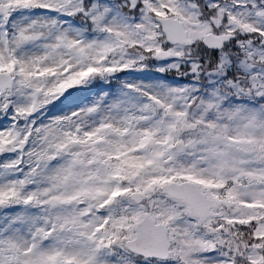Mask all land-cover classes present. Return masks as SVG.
<instances>
[{"label":"snow or ice","instance_id":"1","mask_svg":"<svg viewBox=\"0 0 264 264\" xmlns=\"http://www.w3.org/2000/svg\"><path fill=\"white\" fill-rule=\"evenodd\" d=\"M0 264H264V0H0Z\"/></svg>","mask_w":264,"mask_h":264}]
</instances>
